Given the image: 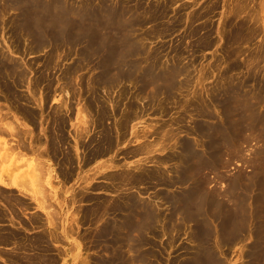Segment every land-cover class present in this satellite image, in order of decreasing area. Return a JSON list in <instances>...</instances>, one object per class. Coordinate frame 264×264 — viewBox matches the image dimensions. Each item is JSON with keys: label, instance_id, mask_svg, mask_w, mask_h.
<instances>
[{"label": "rangeland", "instance_id": "obj_1", "mask_svg": "<svg viewBox=\"0 0 264 264\" xmlns=\"http://www.w3.org/2000/svg\"><path fill=\"white\" fill-rule=\"evenodd\" d=\"M43 1L55 4L57 0ZM59 1L61 2L59 9L67 8L77 12L74 15L68 10H65L66 14L60 12L61 16L68 17L70 15L75 23L83 22L88 26V23L93 22L94 18H99L100 20L103 19L101 24L115 27L116 32L108 33L105 38L110 41L117 39L121 43L124 42L125 44H123L128 50L127 52L125 50L121 51L117 56L119 61L123 60L121 62L123 68L114 67L111 69L107 60L101 55L102 53L97 54L96 51L100 47L93 45L88 39L79 41V44L70 42L53 46L47 38L42 43L49 41L51 44H44V46L39 47L33 46L36 41L32 37L18 38L16 36L18 28L16 23L20 16L17 10V12L14 11L15 9L13 10L16 6L12 5V10L7 9L6 4L4 6L6 8L0 23V50L2 48L0 57L4 58L6 63L12 61L11 65L17 71L15 78V82L17 81L18 84V88L16 87L17 92L20 95L25 94L31 97V93L26 88L28 83L33 82L32 80H39V78H45V81L40 84L39 88H36L33 93L35 98L33 101L30 99L32 103L29 102L30 104H28L30 106L28 107L29 110L31 109L32 111H30L36 114L35 121L23 117L24 115L12 106L10 100H6L2 96L3 94H0V164L4 160L2 164L12 173L20 171L19 173L25 174L27 182H35L31 172H33L32 166L39 160L36 151L49 153L52 148L49 147L52 146L51 140L53 137L48 132H52V136L56 132V130L55 132L52 130L56 126L53 119L56 115L55 111L59 109L60 119H69L65 123V130H63L66 142L58 150L60 153L62 151L66 152V150L71 153L74 167L72 178L65 179L63 176L61 177V174L58 173V167L62 168L63 166L59 165L55 158H49L50 155L48 156V154H45V159L40 158L39 160L40 162L45 161L46 167L42 165V170L37 169L34 171L36 175L39 174L35 175L38 182L47 187L46 191L51 198L50 204L52 203L51 207L53 206V209H51L53 212L55 210L58 212V214L56 211V214L54 213V223L58 222L59 224L56 223L57 226L54 224V227L53 225L49 226L53 227L51 228L52 231L57 228L56 231L61 234H59L61 237L60 242L54 241L52 243V249H54L51 250L54 256L61 253V255L56 256V258L58 256L60 258L57 264H97V262L99 264L102 258L111 260V258L114 259L124 252L125 257H128L127 263L129 264L135 262H137L135 264H195L202 262L205 255L208 256L206 258L207 262H211L210 264H219L220 261V264H264V206L260 205L258 199L262 195L264 197V188H262L264 185V0H108V5L117 6L118 8L115 9L118 10L119 17L111 19L109 18L111 12L102 8L104 0ZM17 4L19 3L17 2ZM123 6L127 9L124 15H122ZM88 7L95 10L99 16L96 14L90 16L86 12ZM128 10L130 11L128 12ZM2 19H5L3 23ZM1 26H3V29ZM240 30L242 34L235 41L234 35L236 36V33ZM116 33H118L117 36ZM50 37L53 38V35H50ZM16 43L22 45L18 46ZM7 49L8 52H5ZM93 53L95 56L92 55ZM124 53V58H122ZM85 63L88 64L85 65ZM174 68H177V70ZM150 71L153 74L156 73L153 76H156L157 80L153 83H148L147 80L152 75ZM143 72H149L147 73L148 77L146 75L147 78ZM39 73L41 74L40 77ZM110 74L114 78H111ZM119 75L123 76L122 80L117 79ZM142 76L146 79L141 78ZM98 80L103 82L99 83ZM51 83L52 85H50ZM96 87L98 91H95V94L91 90H97ZM41 93L47 95L45 108H40L39 102L36 101ZM96 99L101 103L97 102ZM231 105L236 107L237 111L241 109L237 113H239L241 119L244 117L240 120V124L244 125V130L241 129L240 137L236 141V143H240L235 147L237 151H230V153L228 152L230 155H224L225 162L222 161V166L218 168V172H207L211 178L207 191H215L219 201L223 202L227 208V212L228 208H231L233 209L231 210L232 214L237 211V216L233 214L232 221L231 219H225L226 216H223V218L215 217V214L213 215L210 211V216L212 215L213 220H215L214 223L210 224L213 232L210 236L212 239L209 238L210 240L208 239L206 245H201L199 238H196V223L186 213L184 214V206L181 202L183 195L191 190L187 187L188 182H182L179 173L176 175L178 169L183 170L185 165L181 162L182 156L178 154V151L176 153V155H179L178 160H175L173 156L176 149L180 150L179 143L185 140H189L194 146H198V144H195L198 139L200 142L198 147L202 149L203 142L201 141L203 139L194 132V127L199 123L206 125L208 123L207 126H211L213 118H202L195 107H200V110L203 109L202 111L208 112L210 108V115L215 116L219 111L224 114V108L232 107ZM67 107L71 109L69 112L66 110ZM95 107L96 109H93ZM126 107L128 109L132 107L135 110H128ZM102 109L107 113L106 117L108 118H104L102 123L98 122L99 125L96 124L95 127H91L90 117L92 118L94 114V117L99 118ZM117 110L116 117L114 114ZM68 114L69 116H67ZM83 117V120H88L85 125L82 123ZM119 117L124 123L121 122L123 128L121 137L117 141L115 140L114 125ZM125 119L128 120L127 123ZM214 119L219 118L216 116ZM11 125L18 126L20 129L18 127L15 129L18 128L24 133L26 131L31 132V135H28V138L25 135L20 138L10 135L8 126ZM85 126H90L91 132L88 137L87 134L83 136L84 131L80 132L81 128L82 130L88 128ZM102 126L112 127L113 138L116 141L113 145L116 147L112 146V150L104 157L91 159V156L86 154L83 141L87 142L91 136L98 140ZM76 132H79V136H76ZM244 133H248V136ZM134 134H136V137ZM169 134L175 136L171 135L173 136L171 139ZM38 137H40L41 142ZM244 139H247V141ZM17 140L18 142L24 140L30 146L33 144L34 151L24 149L20 145H18V148ZM37 141L41 144L40 148ZM156 143H159L158 146H156ZM149 145L154 146L150 152L148 151L151 148ZM141 146L147 147V150L143 153L139 152ZM15 147L16 149H14ZM167 156H171V158H167ZM163 157L164 159L167 158V161L164 160V162ZM103 165H106V167H102ZM107 165L111 167L107 168ZM45 172L46 174H44ZM155 174L156 176L158 174V179L156 176L154 177ZM161 174L162 176H159ZM126 177L127 179H125ZM164 177H167V180ZM154 178L157 180L158 186ZM164 182L166 183L164 184ZM114 184H117V187ZM182 191L183 193L180 194ZM176 196H181L179 201ZM118 200H122L121 204L123 202L126 204L121 205ZM114 202L115 204H113ZM173 204H176V206L174 207ZM179 205L182 207H178ZM100 206H103L104 212L106 208V214ZM138 207L141 211L148 210L146 208L152 209L153 212L158 213L157 219L161 218L154 219L152 222H155V224L152 222L149 224L150 230L149 228H147L148 230L145 229L146 231L142 230L141 234L134 231L129 234L130 237L127 232H124L125 230H120L121 225L123 221L127 224L130 221L135 222ZM205 207L207 210L209 209L208 206ZM122 208L124 211H122ZM120 211L127 214L123 215ZM204 215L205 213L202 212L201 216ZM201 216L199 215L197 218ZM119 218H122V220ZM169 219H172L173 222L172 220L170 222ZM205 220L209 224V219L205 218ZM107 221H110V224ZM225 221L231 222V224L228 223L230 225L227 229L224 226ZM107 224L113 227L110 228L108 225L107 230L113 232L107 231V234L103 235V230ZM218 225L220 226L218 227ZM162 226L163 228H161ZM217 227L220 229L218 236L215 232ZM157 228L159 229L158 232L156 231ZM229 229H232L233 232ZM154 230L157 233H152L155 232ZM234 231L236 234L239 232L237 234L239 237L233 234ZM100 232H103L102 235H100ZM135 232L136 234H134ZM98 234L100 237H98ZM108 234L109 236L111 234L110 237L116 236L112 240L107 236ZM118 236L121 238H118ZM125 236L128 239L131 238V242H128V240L120 242ZM139 239L142 241H139ZM103 241L108 242V244L103 243ZM98 242L103 245L100 246ZM111 242L118 246L123 243L124 247L122 245L117 248L118 246L115 244L113 246ZM118 242L119 244H117ZM210 246L211 248H209ZM208 252L213 253L209 254ZM138 254H141L144 258L143 262H138L136 259L132 263L129 262L131 258L138 257ZM104 255L106 256L104 257ZM0 263L9 264L2 258H0Z\"/></svg>", "mask_w": 264, "mask_h": 264}, {"label": "bare ground", "instance_id": "obj_2", "mask_svg": "<svg viewBox=\"0 0 264 264\" xmlns=\"http://www.w3.org/2000/svg\"><path fill=\"white\" fill-rule=\"evenodd\" d=\"M245 1V0H244ZM17 2L19 4H17ZM128 2V1H127ZM249 2V1H248ZM246 3V2H245ZM5 4L7 5V9H11V6H16L13 8L14 11H16L17 13L20 14V16L18 17L17 19V23L15 21L16 24H18V28H17V33H16V36L18 38H25V37H32L35 41H36V44H33V46L35 45L36 47H39V46H44V44H51L50 42H52V37H50V35H53V38H56V37H59V36H62L63 38L66 39L67 36H72L70 38V42H79V41H86L87 39L89 41H91L93 43V45H96L98 47H100L96 52L97 54H101L108 62L109 66H111V69H113L114 67L115 68H123V63H121L123 60H118L117 59V56H118V53H120L121 51H126L128 50V48L124 45L125 43L124 42H120L116 40H113L112 39L111 41L108 39V38H105L107 37V34L112 32V31H115L116 32V28L113 27L112 25H108V24H101V21L103 22V19L100 20L99 18H94L93 22L91 23H88V26H86L85 24H75L74 22V19L72 18L71 19V16L69 15L67 18L64 16H61L62 14L60 12H65V10H68L69 12H72V14L74 15L75 13L77 12H73L67 8H60L59 7L61 6V2L59 0L56 1L55 4H52V3H49V2H44L43 0H0V23H1V17L2 15L4 14V10L6 7ZM241 4V3H240ZM247 5V4H246ZM4 8H3V7ZM91 6V5H90ZM244 6V4H243ZM110 6L108 5V0H104L103 3H102V8L103 9H107V11L111 12L110 13V19L111 18H117L119 17L118 16V8L117 6ZM117 8V9H115ZM239 9V7H237ZM246 8V7H245ZM121 9V8H120ZM236 9V8H235ZM12 10V9H11ZM125 10H127L124 6L122 8V15L125 14ZM240 10V9H239ZM238 10V11H239ZM7 11V10H6ZM10 10H8L9 12ZM120 11V10H119ZM130 10H128L129 12ZM237 11V10H235ZM241 11V10H240ZM11 12V11H10ZM9 12V13H10ZM13 12V11H12ZM88 14H90V16L96 14L99 16V14L93 10L91 7H88ZM85 12V13H86ZM127 12V11H126ZM242 12V11H241ZM7 13V12H6ZM121 13V11H120ZM119 13V14H120ZM12 14V13H10ZM61 14V15H60ZM68 14V13H67ZM71 14V15H72ZM235 14V13H234ZM240 15V14H239ZM237 16V15H236ZM17 17V16H16ZM76 17V16H75ZM228 17V16H227ZM255 17V16H254ZM5 20V19H4ZM4 20L2 19V23L4 22ZM82 21V20H81ZM61 25V26H59ZM66 26V27H65ZM2 29H3V26H1ZM238 27V26H237ZM242 28V27H241ZM5 29V28H4ZM7 29V28H6ZM10 29V28H9ZM59 29V30H57ZM78 29L77 32H74V30ZM10 30H13V29H10ZM97 30H100V31H97ZM4 31V30H3ZM236 31V30H235ZM118 33H116V36H117ZM242 32L241 30L239 32L236 33V36L234 35L235 37V41H236V38L238 37V39L240 38ZM3 36V35H2ZM25 36V37H24ZM233 37V39H234ZM11 38V37H10ZM49 38L48 42H45V43H42L43 41H46L45 39ZM232 38V37H231ZM120 39V37H119ZM237 39V40H238ZM12 40V38H11ZM28 40V39H26ZM121 40V39H120ZM239 41V40H238ZM15 43V42H14ZM13 43V44H14ZM124 43V44H123ZM18 45V43H16ZM10 45V44H9ZM8 45V46H9ZM19 45H22V44H19ZM18 45V46H19ZM75 45V44H74ZM15 46V45H13ZM47 46V45H46ZM17 47V46H16ZM28 47V46H26ZM32 47V46H31ZM8 48V47H7ZM11 48V47H9ZM19 48V47H18ZM21 48V47H20ZM34 48V47H33ZM43 48V47H42ZM4 50V49H3ZM11 50V49H9ZM27 50H29L27 48ZM33 50V49H32ZM40 50V49H38ZM77 50V49H76ZM78 50H79V47H78ZM2 51V48L1 50ZM26 51V49H25ZM34 51V50H33ZM5 52H8V49L7 51ZM77 53V52H76ZM6 54V53H5ZM4 54V55H5ZM92 55L95 56V54L93 53ZM124 55L125 53L123 54L122 58H124ZM93 56V57H94ZM7 60H9L7 58ZM88 62V60H87ZM230 62V61H229ZM12 63V61H11ZM10 62H5L4 61V58L0 57V94H3L2 96L6 99V100H10V103L12 104V106L16 107L17 108V111L22 113L25 117V118H28V120H32V121H35V115L33 112H31L29 110L28 107H30L28 104L32 103L30 102L31 100L33 101L35 96H33V93L36 91V88H39V86H41L40 84H42V82L44 83V79H36V81L32 80L33 82H29L28 85H27V90L29 91V93H31V97L28 95H20V93L17 92L16 90V87L18 88V84L15 82V78H16V75H17V71L15 70V67L13 68V66L11 65ZM14 63V62H13ZM16 63H18L16 61ZM27 64V63H26ZM49 64V63H47ZM57 64V63H56ZM88 64V63H85V65ZM20 65V64H19ZM18 65V66H19ZM23 65V64H22ZM58 65V64H57ZM157 65V64H156ZM155 65V66H156ZM24 66V65H23ZM28 66V65H27ZM55 66V64H54ZM20 67V66H19ZM45 67H46V64H45ZM43 67V68H45ZM157 67V66H156ZM53 68V67H52ZM108 68V67H106ZM18 69V68H17ZM175 70H177V68H174ZM140 70V69H139ZM157 70V69H156ZM156 70H154L156 72ZM28 71V70H27ZM44 71V70H43ZM142 71V70H141ZM153 71V72H154ZM174 71V70H173ZM179 71V70H178ZM34 72V71H33ZM140 72V71H139ZM152 73V71H150ZM154 72V74H156ZM19 73V72H18ZM56 73V72H55ZM144 73V72H143ZM149 73V72H147ZM147 73H144L145 77L147 75ZM150 73V74H151ZM21 74V73H20ZM18 74V75H20ZM24 75V73H22ZM152 73V75H150L148 77L149 79L148 80V83H153L155 80H157L156 76H153L154 75ZM160 74V73H159ZM40 73H39V77H40ZM47 75V74H46ZM80 75V74H79ZM111 78H114L112 77V74H110ZM143 75V76H144ZM158 75V74H157ZM166 75V74H165ZM164 75V76H165ZM175 75V74H174ZM26 76V74H25ZM34 76V75H33ZM143 76L141 78H143ZM160 76V75H159ZM37 77V76H36ZM42 77V76H41ZM47 77V76H46ZM144 77V78H145ZM146 77V78H147ZM43 78V77H42ZM51 78V77H50ZM131 78V76H130ZM143 78V79H144ZM145 78V79H146ZM167 78V76H166ZM81 79V78H80ZM117 79H123V76L122 75H119ZM19 80V79H18ZM48 80V79H46ZM51 80V79H50ZM111 80V79H109ZM108 80V81H109ZM139 80V78H138ZM21 81V80H20ZM49 81V80H48ZM53 81V80H51ZM113 81V80H112ZM174 81V80H173ZM23 82V81H22ZM54 82V81H53ZM99 83H102L103 81L101 80H98ZM47 83H50V82H47ZM114 83V82H113ZM22 84V83H21ZM24 84V83H23ZM62 84V83H61ZM173 84V82L171 83V85ZM52 85V83L50 84ZM114 85V84H112ZM38 86V87H37ZM46 86V85H45ZM43 86V87H45ZM54 86V85H53ZM53 86H52V89H53ZM187 86V85H186ZM50 87V86H49ZM62 87V86H61ZM169 87V86H168ZM171 87V86H170ZM174 87V86H173ZM97 88V87H96ZM177 88V87H176ZM51 89V87H50ZM93 89V88H92ZM170 89V88H169ZM172 89V88H171ZM170 89V90H171ZM49 90V89H48ZM176 90V89H175ZM46 91V90H45ZM53 91V90H52ZM91 91H98V88L97 90H91ZM167 91V90H165ZM48 92V91H47ZM93 92V93H94ZM169 92V90H168ZM172 92V91H170ZM52 93V92H51ZM98 93V92H97ZM106 93V92H104ZM96 94V92H95ZM35 95V94H34ZM51 94L49 93V96ZM98 95V94H97ZM96 95V96H97ZM100 95V94H99ZM169 95V94H168ZM95 96V95H93ZM46 97L47 95L46 94H43L41 93L40 97L38 100H36L37 102H39L40 104V108H45V101H46ZM89 97V95H88ZM169 97V96H168ZM98 98V97H97ZM225 98V97H224ZM31 99V100H30ZM95 100V99H94ZM98 99H96L97 101ZM89 101V100H87ZM226 101V100H225ZM30 102V103H29ZM97 102H100L99 100ZM88 103V102H86ZM101 103V102H100ZM222 103V102H221ZM99 104V103H98ZM234 104V103H232ZM91 106V105H90ZM90 106H88L90 108ZM100 106V104H99ZM98 106V107H99ZM229 106V105H228ZM232 106V105H231ZM92 107V106H91ZM102 107V105H101ZM128 109V107H126ZM196 110L200 113V116H202V118H213V123L211 124V126H207L206 124L204 123H199L198 125L196 124L195 127H194V132L199 136L201 137V139H203L201 142H203V145H202V149H199V141L197 139V142L195 144H198V146H194L192 144V142H190L189 140H185V141H182L180 144V150L176 149V152H175V155H171L173 156V158H175V160L177 159L178 160V156L181 155L182 156V159H181V162L184 163L185 166L183 170H179L176 172L178 175H181L182 177V182L186 181L188 182V185L187 187H189L190 191L189 192H186L185 195H183L182 197V200L181 202H183V206H184V214L186 213L192 221H195L196 223V226H197V237L196 238H199L200 240V244L201 245H206L205 243L208 241V239L210 238L211 234L213 233L212 232V229L210 227V224L211 223H214L213 221V216H212V219L210 218V214L212 213L215 217L218 216V217H222L223 216L225 217V219H231L235 214V216H237V211H234L233 214H232V211L233 209L231 208H228V212H227V208L224 206V203L219 201V197L218 195L216 194L215 191H207V186L208 184H210L211 182V178L208 176L207 172H218V168L220 166H222V161H224V158L226 156V154L228 155L230 153V151H237V149L235 148L236 145L239 143L236 141L239 139L240 137V131L241 129L244 128V125H241V116H239V113H237L239 110L241 111V109H239L237 111V108L236 107H225V112L224 114L221 113V111H219L218 109V113L214 116V115H210V108H209V112L208 111H202L200 110V107H195ZM223 108V107H221ZM93 109H96L93 108ZM101 109V108H100ZM105 109V108H104ZM125 109V108H124ZM132 109V107H131ZM131 109H128V110H131ZM208 109V108H207ZM206 109V110H207ZM56 110V109H55ZM54 110V111H55ZM58 110L57 109L55 111V116H54V122L56 123V126L53 127V131L56 132L53 134L52 136V132H48V133H51V137L52 140H51V143H52V146H50L49 148L50 151L49 153H45L43 150L44 153H40L38 151H36L37 155H38V158L40 160V158L43 160L45 159V154L49 156V158H55L56 161L58 162L59 165H62L63 167L60 168V166L58 167L59 168V171L58 173L61 174V177L63 176L65 179H68L69 177L72 178L73 176V159L71 157V153L69 151L66 150V152H61L58 150L59 147H61L62 144H64L66 141H65V137H64V134H63V130L64 129V126H65V123L68 122L69 119H60L61 115L58 113ZM67 112H69L71 109L69 107H67ZM88 110V109H87ZM135 110V109H132V111ZM92 111V110H91ZM90 111V113H91ZM108 111V110H107ZM121 111V110H120ZM123 111V109H122ZM125 111V110H124ZM138 111V110H137ZM43 112V111H42ZM98 112V110H97ZM100 116L99 118H96L94 117V114L92 115V118L90 117V121H91V127H93L94 125L96 126L99 125L98 122H101L102 123V120L104 118H108L106 117V114L105 111L102 109L100 111ZM109 112V111H108ZM118 110L116 111V113L114 114V116H116ZM52 113V112H51ZM94 113V112H92ZM120 113V112H119ZM137 113V112H136ZM213 113V112H211ZM18 114V113H17ZM48 114V113H47ZM134 114V113H133ZM51 115V114H49ZM91 115V114H90ZM97 115V114H96ZM110 115V114H109ZM113 115V114H112ZM111 115V116H112ZM244 115V114H243ZM242 115V116H243ZM40 116V115H39ZM53 116V115H52ZM69 116V114L67 115ZM218 117L219 119H214L215 117ZM22 117V118H23ZM117 117V116H116ZM122 117V116H121ZM127 117V116H126ZM37 118V117H36ZM44 118V117H43ZM112 118V117H111ZM124 118V117H123ZM52 119V121H53ZM84 117L82 118V123L85 125V123L88 121V120H83ZM96 119H97V123H96ZM126 120V119H125ZM124 120V121H125ZM204 120V119H203ZM245 120V119H244ZM30 121V122H32ZM128 120H126L125 122L127 123ZM201 121V120H200ZM205 121V120H204ZM231 121V122H230ZM11 122V121H10ZM29 122V123H30ZM43 122V120H42ZM45 122V121H44ZM123 122L120 117L119 119H117V121L115 122V137L116 139L115 140H119L120 137H121V131H122V128H123V125L122 123ZM228 122V123H227ZM12 123V122H11ZM35 123V122H34ZM33 123V124H34ZM46 123V122H45ZM53 123V122H52ZM51 123V124H52ZM90 123V122H89ZM124 123V122H123ZM243 123V122H242ZM9 124V123H8ZM17 124V123H16ZM38 124V122H37ZM40 124V122H39ZM35 125V124H34ZM32 125V126H34ZM47 125V124H46ZM89 125V124H88ZM102 125V124H101ZM38 126V125H37ZM36 126V127H37ZM94 126V127H95ZM109 126V125H108ZM113 126V125H111ZM110 126V127H111ZM241 126V127H240ZM16 127L18 126H14V125H11V126H8V130L10 131L9 134L10 135H14L18 138L22 137V135L24 136H27L28 138V135H31V132H27L24 133L22 130L20 131L18 128L15 129ZM85 127H88V128H84L82 130L81 128V131L80 132H83V136L85 134H87V137L90 136V126H85ZM113 127V128H114ZM34 128V127H33ZM43 128V127H42ZM47 128V127H46ZM45 128V129H46ZM78 128V127H77ZM76 128V129H77ZM233 128V130H231ZM41 129V128H40ZM112 127L111 128H108L106 126H102L101 127V130H100V135H99V139L96 140L94 139V137H89L90 139L87 141V142H84L83 141V145H84V149L86 150V154L88 156H91V159H95V158H98V157H104V155H108L109 152L112 150L111 148L113 147H116L114 146L113 144L114 143V138H113V134H112ZM4 130V129H3ZM44 130V128H43ZM51 130V131H52ZM114 130V129H113ZM244 130V129H243ZM246 130V129H245ZM248 130V128H247ZM37 131V130H35ZM49 131V130H48ZM193 131V130H192ZM45 132V131H44ZM247 132V131H246ZM37 133V132H36ZM123 133V132H122ZM135 133H136V130H135ZM79 132H76V136H79L78 135ZM140 134V133H139ZM138 134V135H139ZM175 134V133H173ZM171 134V135H173ZM192 134V133H191ZM194 134V133H193ZM245 134V133H244ZM248 134V133H247ZM245 134V135H247ZM47 135V134H46ZM93 135V134H92ZM124 135V133H123ZM133 135V134H132ZM169 134V138L172 139L173 136H171ZM50 136V135H49ZM66 136V135H65ZM134 136L136 137V134H134ZM196 136V135H195ZM248 136V135H247ZM41 137V136H40ZM38 137V139L40 138ZM82 137V136H81ZM138 137V136H137ZM251 137V136H250ZM17 138V139H18ZM35 138V137H34ZM42 138V137H41ZM85 138V137H84ZM245 138V136H244ZM24 139V137H23ZM26 139V137H25ZM33 139V138H32ZM50 139V138H49ZM77 139V138H76ZM251 139V138H250ZM22 140V139H21ZM67 140V139H66ZM85 140V139H84ZM243 140V139H242ZM245 141H247V139H244ZM35 141V139H34ZM40 141V139H39ZM39 141H37L39 144ZM43 141V140H42ZM18 142V140H17ZM33 142V141H32ZM36 142V141H35ZM41 142V141H40ZM49 142V140H48ZM47 142V143H48ZM68 142V141H67ZM116 142V141H115ZM175 142V141H174ZM34 143V142H33ZM50 143V144H51ZM161 143V142H160ZM247 143V142H246ZM35 144V143H34ZM49 144V145H50ZM159 143H156V146H158ZM175 144V143H174ZM240 144V143H239ZM245 144V143H244ZM18 145H20V147H24V149H29V150H33L35 149V147L33 146H30V145H27V142L23 140V142H18L17 144V147ZM40 145L39 144V148H40ZM74 145V144H73ZM82 145V144H81ZM147 145V144H146ZM152 145V144H151ZM149 145V146H151ZM155 145V144H153ZM163 145V143H162ZM38 146V145H37ZM43 146V144H42ZM80 146V145H79ZM113 146V147H112ZM160 146V145H159ZM142 147V146H141ZM163 147V146H162ZM9 148V147H7ZM13 148V147H12ZM11 148V149H12ZM19 148V147H18ZM150 148V147H149ZM154 148V146H151V148L148 150L149 152L152 151ZM177 148V147H176ZM10 149V151H12ZM16 149V147L14 148ZM47 149V148H46ZM152 149V150H151ZM7 150V149H6ZM23 150V149H22ZM48 150V149H47ZM147 150V147L144 146L142 147L139 152L143 153V151ZM26 151V150H25ZM177 151L179 152L177 155ZM199 151H202L201 153ZM13 152V151H12ZM229 152V153H228ZM6 153V152H4ZM27 153V152H26ZM31 153V152H30ZM140 153V154H141ZM145 153V152H144ZM147 153V152H146ZM236 153V152H235ZM17 156H19L17 153H15ZM232 154V153H231ZM7 155V154H5ZM73 155V154H72ZM225 155V156H224ZM230 155V154H229ZM237 155V154H236ZM8 156V155H7ZM171 156H167V158H171ZM18 158V157H16ZM52 158V159H53ZM86 158V157H85ZM164 157H163V161H167ZM30 159V158H28ZM54 159V160H55ZM179 159V160H180ZM37 161V163H34V165L32 166V170L33 172L32 173V176H34V180L35 182H31L29 183V181L27 182L26 177H25V174L24 173H19V172H16V173H12L11 170H9L3 163L0 164V258L4 259L5 262H8L9 264H57L58 263V258H56L57 255H61V253L59 254H56L54 256V254L51 252L52 249V243L54 241L56 242H60L61 240V237L60 235L58 234V231H56V229L54 228V230L52 231L51 228L54 227V224L55 226L56 223L58 222H55L54 223V216L56 214V212L54 211L53 212V206L51 207V204H50V201H51V198H50V194H48V192L46 191L47 187H45L43 184L39 183L38 182V178L36 179L35 177V172L37 169H41L42 170V165H44V167H46V165L44 164L45 161ZM172 160V159H171ZM227 160V159H225ZM28 161V160H27ZM164 161V162H165ZM35 162V161H34ZM179 162V161H178ZM225 162V161H224ZM228 162V161H227ZM14 163V162H13ZM103 163V162H102ZM106 164H108L107 162H105ZM104 163V164H105ZM40 164V165H39ZM102 165V164H101ZM160 165V164H158ZM181 165V163H180ZM109 168L110 165H107ZM102 167H106V165L102 166ZM111 167V166H110ZM101 168V167H100ZM17 169V168H16ZM15 169V170H16ZM46 169V168H45ZM13 170V169H12ZM177 170V169H176ZM14 171V170H13ZM27 171V170H26ZM31 171V169H30ZM29 171V173H30ZM156 171V169H155ZM158 171V170H157ZM161 171V170H160ZM39 172H42V171H39ZM44 172V171H43ZM139 172V171H138ZM30 173V175H31ZM156 173V172H154ZM159 173V172H158ZM46 174V172L44 173ZM137 174V173H136ZM216 175H219L217 173H215ZM39 175V174H37ZM36 175V176H37ZM42 175V174H41ZM43 176V175H42ZM125 176V174H124ZM127 176V175H126ZM140 176H142L140 174ZM156 176V174L154 175V177ZM158 176V174H157ZM156 176V178H157ZM159 176H162L159 175ZM221 176V175H220ZM39 177V176H38ZM177 177V176H176ZM180 177V176H179ZM162 178V177H161ZM165 178V177H164ZM163 178V179H164ZM167 178V177H166ZM165 178V179H166ZM259 178V177H258ZM257 179V181H259V179ZM127 179V177L125 178ZM130 179V177H129ZM150 179V178H148ZM155 179V178H154ZM153 179V180H154ZM158 179V178H157ZM170 179V178H169ZM220 179V178H218ZM224 179V178H223ZM33 180V179H32ZM119 180V178H118ZM123 180V179H121ZM120 180V182H121ZM143 180V179H142ZM156 180V179H155ZM167 180V179H166ZM171 180V179H170ZM114 181V180H113ZM161 181V180H160ZM172 181V180H171ZM42 182V181H41ZM163 182V180H162ZM167 182V181H166ZM164 182V184L166 183ZM185 182V183H186ZM262 182V180H261ZM260 182V183H261ZM122 183V182H121ZM156 185H157V180H156ZM173 184V182H171ZM170 183V184H171ZM178 183V181H177ZM181 183V182H180ZM254 183V182H252ZM259 183V182H258ZM119 184V183H118ZM160 184V183H159ZM163 184V183H162ZM175 184V183H174ZM192 184V185H191ZM257 184V183H256ZM255 184V185H256ZM262 184V183H261ZM115 186L117 184H114ZM120 185V184H119ZM123 185V184H122ZM191 185V186H190ZM250 185V184H249ZM158 186V185H157ZM164 186V185H162ZM230 186V185H229ZM262 186V185H261ZM117 187V186H116ZM255 187V186H254ZM264 188V185L263 187ZM161 190V189H160ZM181 190V188H180ZM188 190V188H187ZM186 190V191H187ZM167 191V189H166ZM169 191V190H168ZM179 191V190H178ZM253 191V190H252ZM256 191V190H254ZM159 192V191H158ZM157 192V194H158ZM161 192V191H160ZM171 193V192H170ZM183 193L180 192V194ZM219 193V192H217ZM258 193V192H257ZM125 194V193H123ZM156 194V195H157ZM162 195H164L163 193H161ZM172 194V193H171ZM175 194V193H174ZM173 194V195H174ZM220 194V193H219ZM255 194V193H254ZM253 194V195H254ZM159 195V194H158ZM166 195V194H165ZM175 195H178V194H175ZM123 196V195H122ZM220 196V195H219ZM231 196V195H230ZM125 197V196H123ZM138 197V196H136ZM156 197V196H155ZM158 197V196H157ZM156 197V198H157ZM163 197V196H162ZM160 197V198H162ZM169 197V196H168ZM178 197V196H176ZM180 197H178V201L180 200ZM259 197V196H258ZM126 198V197H125ZM166 198V197H165ZM164 198V199H165ZM117 199V198H116ZM124 199V198H122ZM139 199V198H138ZM170 199V198H169ZM259 201H260V205L264 206V197L263 195L261 196V198H258ZM120 200V199H119ZM118 200V201H119ZM126 200V199H125ZM141 201V199H139ZM138 200V201H139ZM159 200V199H158ZM161 200V199H160ZM166 200V199H165ZM165 200H162V201H165ZM135 202V200H133ZM137 201V199H136ZM157 201V200H156ZM225 201V200H224ZM122 202L119 201V203ZM167 202V201H166ZM125 202H123L122 204H124ZM133 203V202H132ZM115 204V202L113 203ZM118 204V202H117ZM116 204V205H117ZM121 204V203H120ZM121 204V205H122ZM126 204V203H125ZM167 204V203H166ZM170 204V203H169ZM172 204V203H171ZM229 204V203H228ZM128 205V204H127ZM174 205V204H173ZM203 205V206H202ZM115 206V205H113ZM118 206V205H117ZM116 206V207H117ZM143 206V205H142ZM176 206V204L174 205V207ZM181 205H179L178 207H180ZM205 206H208V210L206 209ZM227 206V205H226ZM101 207V206H100ZM103 207V206H102ZM101 207V208H102ZM125 207V205H124ZM131 207H132V204H131ZM133 207H134V204H133ZM177 207V208H178ZM182 207V206H181ZM257 207V206H256ZM260 207V206H259ZM52 208V209H51ZM119 208V206L117 207ZM234 208V207H233ZM104 208H102L103 210ZM128 209V208H127ZM148 210H145V211H141V209L138 207V212L136 213V220L135 222L133 221H130L128 224L127 222H124L123 221V224L121 225V229L120 230H125L124 232H127V235H129L130 233H133L134 231H137V234H141V231L142 230H148L147 228H149V230L151 229V227H149V224L155 219H157V214L155 211L153 212L152 209H149V208H146ZM165 209V208H164ZM181 209V210H182ZM223 209L224 212H223ZM52 210V211H51ZM121 210V208H120ZM136 210V209H135ZM134 210V211H135ZM136 210V211H137ZM175 210V209H173ZM180 210V211H181ZM108 211V210H107ZM122 211L123 208H122ZM120 211V212H122ZM132 211V210H131ZM170 211V210H169ZM210 211H212L210 213ZM259 211V210H258ZM53 212V213H52ZM104 212V210H103ZM105 212H106V208H105ZM104 212V213H105ZM128 212V211H127ZM160 212V211H159ZM182 212V211H181ZM202 212L205 213L204 216H201L202 215ZM231 212V214H230ZM55 213V214H54ZM92 213V212H91ZM109 213V212H108ZM117 213V212H115ZM123 213V212H122ZM130 213V212H129ZM132 213V212H131ZM162 213V212H161ZM160 213V214H161ZM172 213V212H171ZM175 213V212H174ZM58 214V212H57ZM89 214V213H88ZM106 214V213H105ZM121 214V213H120ZM127 214V213H126ZM123 213V215H126ZM166 214V213H164ZM180 214V213H178ZM100 215V214H99ZM130 215V214H129ZM135 215V214H134ZM171 215V214H169ZM182 215V214H181ZM201 216V217H198L197 216ZM58 216V215H57ZM92 216V214H91ZM106 216V215H105ZM161 216V215H160ZM168 216V215H167ZM175 216V215H174ZM173 216V217H174ZM180 216V215H179ZM186 216V215H185ZM184 216V217H185ZM79 217V216H78ZM135 217V216H134ZM166 218V216H164ZM178 218V216H176ZM182 217V216H181ZM104 218V217H103ZM126 218V217H125ZM129 218V217H128ZM161 218V217H159ZM158 218V219H159ZM170 218V217H169ZM188 218V217H187ZM205 218H208L209 219V224L206 223V220ZM75 219V218H74ZM93 219V218H92ZM120 219V218H119ZM118 219V220H119ZM127 219V218H126ZM138 219V220H137ZM157 219V220H158ZM174 219V218H173ZM199 219V220H198ZM122 220V218L120 219ZM119 220V221H120ZM125 220V219H124ZM129 220V219H128ZM168 220V219H167ZM170 220V219H169ZM172 220V219H171ZM170 220V222H171ZM184 220V219H183ZM186 220V219H185ZM190 219H188V221H191ZM198 220V221H197ZM205 220V221H204ZM222 220V219H221ZM232 220V219H231ZM235 220V218H234ZM140 221V222H139ZM163 221V220H162ZM175 221V220H174ZM191 221V222H192ZM228 221V220H227ZM225 221V228H229L228 226L231 224V222H227ZM233 221V220H232ZM236 221V220H235ZM108 222V221H107ZM110 222V221H109ZM108 222V223H109ZM115 222V221H114ZM158 222V221H157ZM164 222V221H163ZM173 222V220H172ZM177 222V221H176ZM175 222V223H176ZM183 222H187V221H183ZM182 222V223H183ZM220 222V221H219ZM218 222V223H219ZM227 224L230 223V224ZM74 223V222H73ZM106 223V222H105ZM105 223H103L105 225ZM153 223V222H152ZM178 223V222H177ZM184 223V224H185ZM59 224V223H58ZM102 224V225H103ZM110 224V223H109ZM107 224L106 227L109 225ZM114 224V223H112ZM119 224V223H118ZM155 224V222L153 223ZM162 224V222H161ZM171 224V223H170ZM179 224V223H178ZM53 225V227H49ZM101 225V227H102ZM164 225V224H163ZM177 225V224H175ZM193 225H195L193 223ZM214 225V224H212ZM59 226V225H58ZM112 226V225H111ZM109 225L110 228H113ZM115 226V225H114ZM152 226V225H151ZM217 226V225H216ZM220 225H218L219 227ZM60 227V226H59ZM73 227V226H72ZM101 227H99L101 229ZM104 228L103 230V235L107 234V231L109 232L110 230H107V228ZM157 227V225H156ZM155 227V228H156ZM174 227V226H173ZM178 227V226H177ZM217 227V228H218ZM232 227V226H231ZM230 227V228H231ZM234 227V226H233ZM75 228V227H74ZM109 228V229H110ZM153 228V226H152ZM163 228V226L161 227ZM176 228V226H175ZM196 228V227H195ZM215 229V232L217 233V236H218V233H220V229ZM98 229V227H97ZM96 229V230H97ZM103 229V228H102ZM164 229H165V226H164ZM226 229H224L226 231ZM113 230V229H112ZM127 230V231H126ZM145 230V231H146ZM156 230V229H155ZM154 230V231H155ZM167 230V229H166ZM230 231L232 229H229ZM235 230V229H234ZM239 230V229H238ZM99 231H102V230H99ZM115 231V230H114ZM153 231V230H152ZM151 231V232H152ZM157 232L159 231V229L157 228L156 230ZM152 232V233H157V232ZM213 231H214V228H213ZM31 232V233H30ZM113 232V231H110V233ZM117 232V230H116ZM144 232V231H143ZM150 232V231H149ZM195 232V231H194ZM227 232V231H226ZM233 232V231H231ZM235 232V231H234ZM238 232V231H237ZM101 233V232H100ZM102 233L100 235H102ZM147 233V232H146ZM151 233V234H152ZM239 233V232H238ZM237 233V234H238ZM114 234H117V233H114ZM136 234V232L134 233ZM227 234V233H225ZM232 234V233H231ZM237 237H239V235L235 233ZM96 235V234H94ZM92 235V236H94ZM113 235V234H112ZM119 235V234H117ZM195 235V233H194ZM195 235V236H196ZM221 235V234H220ZM223 235V234H222ZM91 236V237H92ZM109 236V234L107 235ZM111 236V234H110ZM109 238H112L113 240V237L116 236L114 235L113 237H110ZM131 237V235H129ZM231 236V235H230ZM98 237L99 234H98ZM106 237V236H105ZM140 237V236H138ZM115 238V237H114ZM118 238H121L120 236H118ZM117 238V240H118ZM133 238H135L133 236ZM141 238V237H140ZM195 238V237H194ZM219 238V237H218ZM222 238V237H221ZM230 238V237H229ZM63 239V238H62ZM95 239V237H94ZM131 239V238H130ZM130 239L127 238V236H125V238L121 239L120 242H124V241H127L128 242H131ZM212 239V238H210ZM209 239V240H210ZM225 239V238H224ZM103 240V238H102ZM108 240V239H106ZM223 240V238H222ZM105 241V240H104ZM103 243H106L104 242ZM111 241V240H110ZM119 241V240H118ZM136 241V239H135ZM139 241H142L139 239ZM194 241V240H193ZM263 241V240H262ZM115 242H117L115 240ZM133 242V241H132ZM199 242V241H197ZM211 242V241H210ZM95 243V242H94ZM110 243V242H109ZM112 243V242H111ZM194 243V242H193ZM99 244V242H98ZM108 244V242L106 243ZM105 244V245H106ZM115 244V243H112V245ZM119 244V242L117 243ZM138 244V243H137ZM210 245V243H208ZM207 244V245H208ZM100 245V244H99ZM103 245V244H101ZM100 245V246H101ZM111 245V246H112ZM116 245V244H115ZM123 243H120L119 246H122ZM129 245H131V243H129ZM196 245V244H195ZM208 245V246H209ZM107 246V245H106ZM110 246V245H109ZM114 246V245H113ZM118 246V245H116ZM119 246L117 248H119ZM132 246V245H131ZM130 246V247H131ZM104 247V246H103ZM124 247V245H123ZM204 247V246H203ZM105 248V247H104ZM107 248V247H106ZM122 248V247H121ZM127 248V247H126ZM132 248V247H131ZM211 248V246L209 247ZM116 249V247H115ZM197 249H198V246H197ZM205 249H208V248H205ZM118 250V249H116ZM125 251V249H123ZM199 250V249H198ZM204 250V249H203ZM211 250V249H210ZM120 252V250H118ZM206 251V250H204ZM212 251V250H211ZM251 251V250H250ZM255 251V250H254ZM108 252V251H107ZM127 252V251H126ZM202 252V251H201ZM249 252V251H248ZM125 253V252H124ZM124 253H121L118 257H115L116 258H111V260L109 259H105V258H102L100 259L99 261V264H129L127 263V258L125 257ZM206 253V252H205ZM209 253V252H208ZM213 253V252H211ZM209 253V254H211ZM258 253V252H257ZM263 253V252H262ZM249 254V253H248ZM201 255V253H200ZM262 255V254H261ZM106 255H104L105 257ZM138 257H134V258H131V261L129 262H134L135 259L138 261V262H143L144 258L141 256V254L137 255ZM100 257V256H99ZM107 257H108V254H107ZM202 257V256H201ZM208 256H204L203 257V260L202 262L200 263H195V264H210L211 262H207V258ZM109 258V257H108ZM113 259V260H112ZM214 259V257H213ZM213 259H209V260H213ZM219 259V258H218ZM217 259V260H218ZM171 261V260H170ZM214 262V261H212ZM217 262V261H215ZM137 263V262H135ZM134 263V264H135ZM175 263V262H174ZM221 263V261L219 262V264ZM0 264H3V263H0ZM98 264V262H97ZM133 264V263H132ZM216 264V263H215ZM218 264V263H217Z\"/></svg>", "mask_w": 264, "mask_h": 264}, {"label": "water", "instance_id": "obj_3", "mask_svg": "<svg viewBox=\"0 0 264 264\" xmlns=\"http://www.w3.org/2000/svg\"><path fill=\"white\" fill-rule=\"evenodd\" d=\"M75 24H83V22H79V23H75ZM59 26H61V25H59ZM57 30H59V29H57ZM78 31V29H76V30H74V32H77ZM72 36H67L66 37V39L65 38H63L62 36H59V37H56V38H52L51 40H52V45L53 46H57V45H64V44H67L69 41H70V38H71ZM80 42H77V44H79ZM87 48V47H86Z\"/></svg>", "mask_w": 264, "mask_h": 264}]
</instances>
